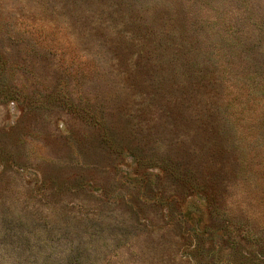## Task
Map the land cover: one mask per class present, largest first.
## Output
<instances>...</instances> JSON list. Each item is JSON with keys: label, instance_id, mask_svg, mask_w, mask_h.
Returning <instances> with one entry per match:
<instances>
[{"label": "rangeland", "instance_id": "obj_1", "mask_svg": "<svg viewBox=\"0 0 264 264\" xmlns=\"http://www.w3.org/2000/svg\"><path fill=\"white\" fill-rule=\"evenodd\" d=\"M0 264H264V0H0Z\"/></svg>", "mask_w": 264, "mask_h": 264}]
</instances>
